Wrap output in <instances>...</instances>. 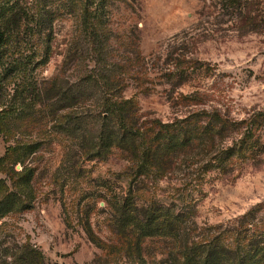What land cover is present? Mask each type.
<instances>
[{
  "label": "rangeland",
  "instance_id": "rangeland-1",
  "mask_svg": "<svg viewBox=\"0 0 264 264\" xmlns=\"http://www.w3.org/2000/svg\"><path fill=\"white\" fill-rule=\"evenodd\" d=\"M253 1L254 29L226 0H0V264H196L183 245L211 238L231 256L215 249L211 264H264ZM212 112L225 145L249 127L252 156L194 149L152 170L108 133L127 118L142 143L157 123Z\"/></svg>",
  "mask_w": 264,
  "mask_h": 264
},
{
  "label": "trees",
  "instance_id": "trees-1",
  "mask_svg": "<svg viewBox=\"0 0 264 264\" xmlns=\"http://www.w3.org/2000/svg\"><path fill=\"white\" fill-rule=\"evenodd\" d=\"M227 5L239 6L237 12L238 20L247 23L250 29H254L256 25V16L252 14L253 0H226ZM113 107H117L122 111L121 115L127 117L131 111V103L122 101L123 107L115 103H111ZM264 117V111H263ZM127 125L119 124L116 129L108 130L111 134V140L123 153L124 157L134 158L138 162V166L147 165L152 170H167L175 163L178 154H187L188 152L198 149L207 152L209 149L215 152L213 158L217 160V164L224 161L230 154H238L240 147L242 151H246L248 156H252L254 149L257 147L255 139L249 140L243 144L244 138L248 134V126H245L244 132L234 138L229 144L225 145L226 140L222 138V131L225 128L226 119L212 112L203 117L183 119L180 124L175 122L157 123L150 130V134L146 137V142L140 143L131 131V127L135 129L131 120L124 118ZM130 125V128H129ZM160 136L162 138H160ZM214 137L218 139L214 140ZM201 139V141H199ZM144 143V144H143ZM243 144V145H242ZM197 151V150H196ZM186 159V158H185ZM183 160V159H182ZM209 164L208 162H205ZM170 221V220H169ZM168 221V222H169ZM89 239L97 246H102L100 240L87 232ZM187 249V253H191V257H197L196 264H211L213 259H218L214 254L215 249L225 254L222 258L227 260L231 258L228 249L223 245H218L212 238L210 240H200L192 242L188 240L183 245ZM36 255H28V259L24 264H34Z\"/></svg>",
  "mask_w": 264,
  "mask_h": 264
}]
</instances>
